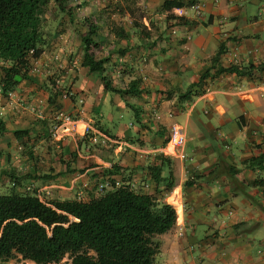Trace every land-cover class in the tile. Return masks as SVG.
I'll return each instance as SVG.
<instances>
[{
  "label": "crops",
  "instance_id": "obj_1",
  "mask_svg": "<svg viewBox=\"0 0 264 264\" xmlns=\"http://www.w3.org/2000/svg\"><path fill=\"white\" fill-rule=\"evenodd\" d=\"M166 1L172 0H103L104 7L114 5L115 15H58L49 23L44 54L28 78L8 96L0 89V172L31 168L16 130L54 121L49 130L35 125L50 133L34 147L39 168L58 166L59 158L77 152L80 162L95 166L69 179L86 185L118 163L131 168L126 174L136 189L181 208L176 225L158 235L159 262L264 264V0H176L184 6L164 9ZM88 16L97 18L96 56L109 57L105 74L118 89L135 81V94L107 90L101 74L84 65ZM231 66H253L252 73L219 72ZM208 70L200 83L206 92L184 97ZM59 112L76 118L79 132L56 141ZM174 124L187 135L185 159L165 153L173 149L164 141ZM86 125L98 148L85 144ZM156 153H164L166 170H173L169 192H157L142 169ZM9 180L0 177L2 184Z\"/></svg>",
  "mask_w": 264,
  "mask_h": 264
},
{
  "label": "trees",
  "instance_id": "obj_2",
  "mask_svg": "<svg viewBox=\"0 0 264 264\" xmlns=\"http://www.w3.org/2000/svg\"><path fill=\"white\" fill-rule=\"evenodd\" d=\"M53 2L66 10L64 0H0V60L3 62L0 89L4 96L16 91L28 78L35 61L44 54L48 41L45 32L49 17L47 11ZM182 6L183 2L172 0L166 1L163 8ZM173 18L178 20L175 16ZM95 19L92 16L85 19L89 32L82 37L84 65L90 71L101 74L107 90L123 95L135 94L138 92L135 81L127 89H118L105 74L109 57L98 58L95 54L99 48L94 38L98 33ZM135 24L138 28L147 27ZM252 67L244 71L235 66L221 67L219 72L251 75ZM208 73L209 70L200 77V82L191 85L184 97L204 94L206 89L201 88L200 83ZM50 99L55 102L54 97ZM40 122L49 130L54 121L37 120L35 125ZM56 122L55 125L59 124ZM35 125L14 132L22 148L21 153L30 157V170H16L14 165L0 172L1 178L7 175L13 184L9 191L0 193V263L20 257L36 264H63L68 256L71 264H165L157 259L161 242L156 241V237L176 225L177 210L164 201V195L158 197L144 188L136 189L130 173L126 174L131 168L113 163L111 167L103 168L101 173H95L94 188L97 192H91L85 199L79 195L65 199L53 196L42 198L37 193L38 185L34 184V189L27 186L29 181L35 183L40 180L50 184L59 178L69 179L95 166L80 162L77 152H74L69 159L59 158L58 166L39 168L35 158L40 152L34 147L40 138L49 139L50 133L46 129H37ZM91 136L92 131L84 136L85 144L90 149L98 148L99 143H93ZM33 138L37 141H32ZM169 141L170 138L165 139L164 144ZM164 159V153H156L142 167L160 193L164 190L169 192L175 185L173 170L167 164L170 169L167 172Z\"/></svg>",
  "mask_w": 264,
  "mask_h": 264
},
{
  "label": "rangeland",
  "instance_id": "obj_3",
  "mask_svg": "<svg viewBox=\"0 0 264 264\" xmlns=\"http://www.w3.org/2000/svg\"><path fill=\"white\" fill-rule=\"evenodd\" d=\"M83 1H85L87 4L81 10H77L76 7H78V5H80V3H82ZM102 4H103V0H64L63 6L66 7V10L63 11L60 6H58L55 2H53L47 11V15H49V17L47 18L48 21H47V26H46L45 32L48 30V28L50 26L49 23L54 21L55 19L57 20L58 15H68V16H70V15H115V14H111V13H113L114 9H112V8H114V5H111V7L109 6L107 8V7L102 6ZM88 9H91V10H88ZM140 9H141L140 7L135 8V11L137 12V14L141 15L142 12ZM70 11L72 13H70ZM143 14H144V12H143ZM53 132L54 133H52V134L54 136L53 135L52 136L54 137V140L57 141V140L61 139L60 135L56 136L55 130ZM59 132L62 135L68 134L67 132H64L62 130ZM71 136H72V134H68L63 139H66L67 137H71ZM171 149H172V147L170 149L166 148L165 153L172 154ZM45 151H46V148L44 147V152ZM67 179H60L59 178L58 180H56L55 182L50 183V184L44 183L40 180L33 183V184H32V181H29L26 184H27V186H30L33 189H34V184L38 185L37 186V193H39L42 198H46L48 196H53V197H61V198L65 199V198H75V197H77V195H79V197L85 199L89 196V194L91 192L92 193L97 192V190L94 188L95 180H93L91 182L87 181L86 182L87 184L84 185L83 184L84 182L81 178L78 180H76V179H68L67 180ZM3 184H2V182H0V192H7L11 188H13V184L11 183V180H9L8 182H4ZM18 189L22 190L21 188H18ZM172 203H176V205L178 206L176 199H175V201L172 200ZM179 208L180 207L178 206V210L176 209L178 217L181 214L180 213L181 208L180 209ZM156 241H160V237H156ZM157 259H158V261L162 260L160 258V253H159V256L157 257ZM2 264H36V263H34L33 261H30V260H23V259H20V257H17V258L9 260L7 263L3 262ZM63 264H71V259L67 256L66 258H64Z\"/></svg>",
  "mask_w": 264,
  "mask_h": 264
},
{
  "label": "built area",
  "instance_id": "obj_4",
  "mask_svg": "<svg viewBox=\"0 0 264 264\" xmlns=\"http://www.w3.org/2000/svg\"><path fill=\"white\" fill-rule=\"evenodd\" d=\"M182 8H179L177 11L182 14L183 13ZM195 12L196 15H201V5L197 4L195 6ZM71 95V92H66L65 97H69ZM57 119L61 121L59 125H57L55 128L56 136L60 135V138H64L68 134H77L78 131V120L74 118L71 114H67L65 112H59L57 114ZM67 132L68 134L62 135L59 131ZM93 130V127L91 125H86L84 133L87 134L90 131ZM187 142V135L184 130V128L180 124H174L171 130V138L169 145L173 146V149L171 150L172 155H175L181 159H185L187 157L185 153V146ZM166 150V148H165ZM166 152V151H165ZM102 189V185L100 187Z\"/></svg>",
  "mask_w": 264,
  "mask_h": 264
},
{
  "label": "clouds",
  "instance_id": "obj_5",
  "mask_svg": "<svg viewBox=\"0 0 264 264\" xmlns=\"http://www.w3.org/2000/svg\"><path fill=\"white\" fill-rule=\"evenodd\" d=\"M196 5H197V4H196ZM196 5H195V6H196ZM182 9H184V8H182ZM177 10H178V9H177ZM201 10H202V7H201ZM177 14H179V15H183V13L180 14L179 12H177ZM195 14H196V12H195ZM201 15H202V11H201ZM201 15H199V16H201ZM67 114H68V113H67ZM56 120L59 122V124L61 123V121L57 119V116H56ZM59 124H57V125H59ZM57 125H55V127H56ZM55 127H54V130L56 129ZM92 131H93V130H92ZM62 139H63V138H61V139H59V140L61 141Z\"/></svg>",
  "mask_w": 264,
  "mask_h": 264
}]
</instances>
